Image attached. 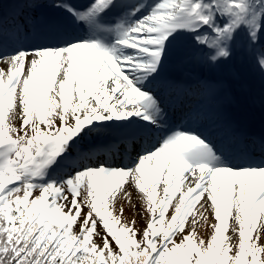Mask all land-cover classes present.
Wrapping results in <instances>:
<instances>
[{"label":"snow or ice","instance_id":"6c2138e0","mask_svg":"<svg viewBox=\"0 0 264 264\" xmlns=\"http://www.w3.org/2000/svg\"><path fill=\"white\" fill-rule=\"evenodd\" d=\"M44 7L55 11H23ZM237 57L264 82V0L0 4V264H264V159L236 162L264 157V137L220 107L219 143L172 122L193 83L228 92L191 80L193 66ZM126 185L149 214L142 231L114 214Z\"/></svg>","mask_w":264,"mask_h":264},{"label":"bare ground","instance_id":"6f19581e","mask_svg":"<svg viewBox=\"0 0 264 264\" xmlns=\"http://www.w3.org/2000/svg\"><path fill=\"white\" fill-rule=\"evenodd\" d=\"M20 1L22 0H18V2ZM3 66L4 68L8 67L6 64H3ZM209 80H224L229 84L226 95L213 94L217 99L216 107L210 104L206 105L212 113L217 107H220L225 113L231 111L229 114L239 115L242 118H249L251 113L256 114V117H264V89L263 92L257 91L258 87H264V82H262L258 72L249 68L246 61H242L237 57L226 69L212 72V77ZM191 95L188 94L183 100L191 101Z\"/></svg>","mask_w":264,"mask_h":264},{"label":"rangeland","instance_id":"374dc122","mask_svg":"<svg viewBox=\"0 0 264 264\" xmlns=\"http://www.w3.org/2000/svg\"><path fill=\"white\" fill-rule=\"evenodd\" d=\"M37 10L42 11V10H44V8H40ZM49 10L52 12L55 11L54 9H51V8H49ZM2 66H3V64H0V67H2ZM3 68H4V66H3ZM4 69L6 70L7 68H4ZM207 121L208 120H206L204 122V124L207 123ZM15 124L17 127H19L20 120L19 119L16 120ZM125 187L128 188V191L131 192V202H129V200L127 198L120 197L115 204L116 211L114 214L118 215L119 210L121 208H123V216L121 218L122 222L131 224L133 221H135L134 228L140 229L142 231L143 228L146 226V223L149 219V214L144 211L143 204H142V201L140 200V197H139L137 190L135 188L131 187L130 185H126ZM157 191H158V199H159L160 198V190L158 189ZM173 204H175V201H173ZM84 211H87V209L85 208ZM171 214H172V208L170 206L169 212L166 215L170 218ZM207 218H208L207 219L208 225L215 223L212 212L209 211L207 213ZM190 223H191V218H189V225H190ZM229 224H230V228H229V233H227V235H231V221L229 222ZM259 225H260V221H258V223H257V230H259ZM187 230H188V226H186V231ZM98 231H101V227L99 225H98ZM212 231H213V229L211 227H208V226L197 227L198 237L203 238L205 240H208V238L212 234ZM255 235H256V233L254 232L253 233L254 238H255ZM94 239H95V242H97V243L101 242V239L99 237H94ZM232 242L235 243V238H233ZM257 243L261 246H264V234L261 235V238L259 239V241H257Z\"/></svg>","mask_w":264,"mask_h":264},{"label":"trees","instance_id":"16d2710c","mask_svg":"<svg viewBox=\"0 0 264 264\" xmlns=\"http://www.w3.org/2000/svg\"><path fill=\"white\" fill-rule=\"evenodd\" d=\"M39 193H34V195H38ZM167 216V215H166ZM167 218H169L168 216L166 217V219ZM137 239H140V235L138 234L137 235V237H136ZM109 239H111L110 237H109ZM177 240H179V238L177 237ZM97 243V242H96ZM97 244H100V245H102V241L100 242V243H97ZM113 247H115V245L113 244ZM230 255H231V253H230Z\"/></svg>","mask_w":264,"mask_h":264}]
</instances>
